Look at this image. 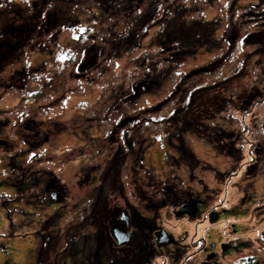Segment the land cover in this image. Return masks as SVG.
<instances>
[{"label": "flooded vegetation", "instance_id": "flooded-vegetation-1", "mask_svg": "<svg viewBox=\"0 0 264 264\" xmlns=\"http://www.w3.org/2000/svg\"><path fill=\"white\" fill-rule=\"evenodd\" d=\"M121 1L123 0H115V2L118 3ZM13 2L17 4L16 1ZM100 2L103 1L98 0V3ZM49 9L50 5L44 7L42 11H40V17L36 18L37 21L35 23H32L30 32L32 35L28 36L31 44L35 43L33 47H38L37 53L43 56L39 62L36 61V55L32 56L27 52L28 48L31 46H28L26 49L24 45L22 50H15L14 47L11 48L9 46L8 43L11 42L15 45L18 44L19 39L13 38L18 37L17 35L11 33L12 37L10 38H0V75L4 74L0 76V100L7 97L8 94L13 91L22 93L26 90H30L28 96L20 97L16 100L13 104V106H15L12 111L6 109L0 110V145L11 147L12 150H15L11 156H18L15 165L11 163V172H13L11 181L6 184V181H3L7 187V191L14 188L20 189V194L22 195L20 198L25 199L30 197L33 199L32 202H34L35 206L29 207L26 205L30 208L28 215L37 211L39 224L43 223L44 226H49L45 225V221L47 223L49 221L51 222L48 228L49 230L53 232L60 230L63 233L64 239V246L62 248L65 247L64 250L66 252L78 236L89 232L94 233L98 248L96 253L90 255L89 263L91 264H160L158 262L160 260H163L162 264H191L192 262H194L192 264H219L224 259L221 252L228 254L232 249L231 253L236 251L241 255V258L236 259L234 264H253L254 261L257 264H263L264 248L253 249L250 247L248 239L241 234V227L237 224L241 209L234 210L232 205L227 203V200H229L228 192L224 193L222 198L219 197L220 195H214L206 186L207 183L211 185L210 180L206 179V175L204 181L201 177L200 180L202 182L199 181L200 183H197V175L191 174L190 181H186V185H180L181 183L177 181V172L172 175L170 182L169 178L165 177L164 171L163 173L162 170H160L159 176L154 172V169H148L143 161L141 166L147 168V174L145 175H137L136 172L131 173V163L127 166L129 169L127 180L129 186L126 187V184L123 183L121 178L122 173L118 171V169L120 165L133 159L129 151L130 149L134 151V148H136V151L141 150L144 152L142 149L143 145L139 143L138 138H134L133 136L127 138V136L126 138L123 137L121 140L120 138H122V136L118 135V131L115 129L117 126L115 127L113 125L114 127L112 126L109 129L110 131L103 136L105 140L107 139L109 141L102 145V142L98 139L101 138V135L97 136L91 134L94 128H100V125L95 126L94 123L93 112L95 108L93 103L90 104L91 110L88 111L87 109V97L86 99H81V101L85 102L87 105L86 110L78 112V109L75 107V113L71 115L69 123H67V119H64L61 114H57V108L64 111L63 109L66 106L72 104L71 96H75L77 92L80 91L82 94L85 93V96L90 93L89 86L85 84L90 83L93 76L92 74L94 73L92 70L93 68L98 67L96 72L107 68L100 63V58L91 55V52H93L91 48L93 47L91 44L92 42L90 41V43H88L90 38L87 39L86 37L88 35L87 33L90 32L88 31L89 27H83V22L79 20L76 23L78 26L76 31H71V25L69 23L60 22L56 10ZM50 11H53L55 15L56 19L54 23L50 21L49 23L47 22ZM142 13L144 14L143 18H145V9ZM256 13L253 19L258 18L260 23L263 24L262 31L258 33L257 38L264 41V14L259 15L261 14L259 11H256ZM113 19L116 18L113 17ZM121 19H123L122 21L124 22L123 28L126 24L135 20L133 19V15H131V17H122ZM100 21L98 22L99 24ZM14 24L18 26L15 19H13V26L17 28ZM58 24L60 25V29H64V27L67 26L68 28L65 31L70 32V40L64 39L66 44H63V48H66V46L69 47L66 48V56H64L65 59L63 60L57 54H54V57L47 54L46 52L50 44H48L46 39L43 41V36L50 34ZM0 26L3 27L2 24H0ZM157 26L158 28L150 38L153 40L152 45H158L161 48L160 50L164 52L163 54L167 52V55L165 54L162 57L166 61L167 69L172 73L176 72V74H180L179 78L188 73V71H210L212 68L217 69L222 63L221 67H223L227 58L230 59V61L236 58L238 47L235 51L231 52L234 46L237 44L239 46L244 40L248 41V38H250V36H241L238 30V33H235L234 36H225L224 41L221 40L220 42H218V38L214 35L213 43L215 48L220 50L225 44L227 50L220 51V54L209 64L199 65L188 71H178L179 68L177 67H180L185 59L180 60L178 57L175 59V56H173L174 53L169 52L173 44L164 46V40H160L162 35L167 37L166 31L168 28L165 25L166 28H164V26L161 27L162 25ZM98 28H100V26H98ZM91 29L95 30L93 28ZM124 29H126V27ZM132 30L133 33L137 31L139 36H143L141 39H138V46L144 43L145 48L148 49V41L143 40L147 38L146 25H142L139 29H134L133 27ZM95 31L92 37L101 33L100 30H98L99 32ZM149 32L151 33V31ZM76 33L77 38L74 37ZM150 33L148 35H150ZM154 35L156 36L154 37ZM125 38H121L120 42ZM71 40L73 42H71ZM50 42L53 44V39L50 40ZM54 43L55 46L59 45L61 47V44L55 41ZM128 47L130 46H127V48ZM136 48L137 44L128 50L132 51ZM146 52H144V54ZM124 54L125 52L119 57H122ZM16 57L22 61L16 60L12 62ZM167 58L170 59L167 60ZM157 63L159 66V61L156 62V59H149V57H146L142 64L138 63L137 66L149 65L150 73L155 75L153 70H155V65ZM236 65H238V63ZM22 66H24L26 70H29V73H25L23 77V83L21 81L23 72ZM239 66L243 69L241 63H239ZM234 68L231 70L227 66L222 68L221 73L231 72V75L220 79L218 84L226 82V80L233 77L232 75L235 73H243L240 70L237 72ZM60 69H63V72H61ZM132 70L133 67L131 71ZM12 71H14L15 74L19 73V84H13L8 79ZM53 71L56 72L53 73ZM67 71H69V73H67ZM33 74L34 76H32ZM76 81L81 82L79 87H76ZM153 82L154 81L151 79V83ZM120 85H123V83ZM175 87H178L177 83H175L173 90L170 93L168 92V96L173 94L174 98L178 97L179 92L178 90L174 91ZM47 88L49 90H46ZM141 88L143 89L142 86ZM230 90L233 92L231 103H234L238 97V93L235 91V84L230 87ZM112 94L113 93L110 95ZM31 96H33V98ZM109 98L107 100H109ZM107 100H105L104 103ZM104 103L100 108L103 107ZM146 107L147 106L144 108ZM135 110H137V108H135ZM6 113L10 114L6 115ZM103 116H107V111H105L104 108H102V116H99V118ZM80 118L84 121L92 120L93 122L91 125H87L86 123L82 124L79 128L78 119ZM75 120L78 125L71 131L79 129L77 134L79 135V140L82 139L83 143L78 145L80 151L73 153L68 158L70 160L74 159V163H77L78 155L86 154L87 157V153L83 151L92 144L97 145L96 143H100L97 146L105 156L102 158L104 160H98V156L95 152L97 148L93 147L91 151L94 153L90 154L89 157H91L92 160L97 159L96 162H92L94 171L89 169L90 164L87 163L89 158H87L83 161L85 162V168H88L87 171H85V168H83V172L76 171V180L74 178L72 182L67 183L66 177L61 175V172L67 168V166L60 165V161L57 165L54 164V168L49 166L50 163L48 164L49 167H43V162H49L52 160V157H41V155L44 156L49 153L45 148L48 140H51L52 137L56 138L59 136L60 133L69 128V125L74 126ZM103 123L105 125L106 122L103 121L101 125H103ZM10 125L11 129L9 132H6V128L10 127ZM116 131L117 134H115ZM251 131L252 129H249V132ZM178 137L181 138L179 141L182 143L178 144L176 147L182 149L185 139L181 133ZM192 141L193 143H198L195 139ZM200 142L204 145L211 146L213 149L215 148V150L219 149L212 146L209 140L205 138L204 140H200ZM137 144H139L140 147ZM113 146H116V150H114L115 153L109 149ZM219 150L216 151L215 154H219ZM38 154H40V156H38ZM21 158L26 159L27 162L25 164H20ZM144 159H146V156ZM118 161L122 163L119 164ZM79 163H82V160ZM205 166L206 164H204L203 168H205ZM92 179L97 182L94 184V187L90 189L89 195H83L81 191L85 187L84 183L87 182L89 185ZM118 180L122 185L120 184L119 186ZM167 180L170 183L167 182ZM70 183L72 184V188L69 185ZM22 188L25 190L23 191ZM31 194H33L32 197ZM44 196L45 199H43ZM244 200L245 196L242 201ZM18 208L21 209L22 207ZM18 208H16V210H18ZM85 213L87 216L77 218V216H82ZM22 215L24 214L22 213ZM166 215L169 216V219ZM88 216L92 219V227L85 229L84 232L77 233L75 238L69 240L67 235H70V231L67 230V225H71L72 228L76 223L85 222ZM174 216H188L197 221L195 226H197L196 229L198 233L196 236L192 235L189 242L186 240V235L178 236L174 231L175 228L170 226V219L174 218ZM254 216H257V212H254ZM63 219L67 222V225L61 227L59 225L62 223ZM202 223H206L204 227L200 225ZM217 223H220L224 227L223 231L218 230V232L222 237L226 235V237H228L227 240L223 241V238L219 240V238L215 236V239H213V235L210 236V234H212L211 229L215 231ZM112 224H115V230L112 229ZM238 229L240 230L238 231ZM38 233L41 236L42 232L38 231L37 234ZM93 241H95L94 237ZM43 242V239L38 242L36 256L39 259H36L35 264H43V259L47 256V250H44ZM246 247H249L250 250L244 251ZM64 250L62 252H64ZM56 252L57 256H59L60 252H58V249L55 251V255ZM242 252L245 253V255L242 254ZM67 253V255L62 256V260L65 261V263L62 262L61 264H76L74 260H72V257H75L73 256L74 253L71 252L70 254L69 251ZM28 254L31 256L32 250H29ZM198 254L203 255L199 262L191 259ZM55 255L53 264H60L58 262L60 259H57ZM190 256L191 258H189ZM33 262L34 255L31 256L30 264Z\"/></svg>", "mask_w": 264, "mask_h": 264}, {"label": "rangeland", "instance_id": "rangeland-1", "mask_svg": "<svg viewBox=\"0 0 264 264\" xmlns=\"http://www.w3.org/2000/svg\"><path fill=\"white\" fill-rule=\"evenodd\" d=\"M13 1H16L19 5H25L27 4L28 7L33 5L34 0H0V4L7 5L14 3ZM174 1V4L172 6H169V2L172 3ZM194 0H167L166 4L169 6L167 9H172L176 7L177 5L183 4L184 7H192L194 6L191 2ZM196 1V0H195ZM89 0H80V10H83L84 13L79 14L80 21L83 23L84 26H88L89 28L95 29L97 28V22L94 19V15L98 12H106V14L120 17L118 14H112L119 10V4L118 2H115L114 4H98L95 3V5H92L94 9L96 10V13L92 11L88 7L87 4ZM156 0H143L142 5L140 7H145L149 9H156L158 13L160 14L159 17L161 18H167V9H165L164 5L162 3H155ZM197 2L200 3V6L206 5V14L209 16H213L212 23H214L216 28L215 33L217 37H219L218 41L221 40L224 41L225 36L231 37L234 36L235 33L240 32L241 36L249 37L248 41L242 42L238 46L235 45L234 48L231 50L235 51V49L238 47V50L236 52L237 56L232 61H228L224 63L223 67H218L217 69H210L211 71L207 73V78L209 82L212 81H220L223 77H227L228 75H231L230 73H221L222 68L227 66L230 70L234 68L238 72L244 71V79H241L240 83H237V81L233 80L230 82L228 87L230 88L235 84V90L238 93L237 100L227 105V110H231L233 114L241 113V122L242 124H250V127L252 128L251 132H248V136L244 139L243 133H240L238 135H235V142H237V146L235 147L231 142L225 146V149H221V152L219 154H215L216 151L215 148H211V146L204 145L200 142L201 137L197 135H193L192 133H189L191 135L186 136V141L184 144H187L183 146L182 149H170L165 143L162 141H156L154 145H148L144 149V153L146 154V159L144 160L145 166L148 167V169H154V172H156L157 175L160 176V170L162 172H165L170 168V163L174 160L180 161L181 156L183 155V158H186L188 160L187 164L193 166L197 162L202 163L203 166L206 164L204 170L203 168L199 167V170L201 168V177L203 178V181L206 179L210 180L211 185L206 184V186L209 188L210 191L213 192V194L220 195L219 197L222 198L224 193L228 192L229 200H227V203L229 205H232V208L235 210L241 209L240 217L238 218V225L241 227V234H243L247 239L250 247L253 249H260L264 248V169L256 170L253 168L252 163L249 159L251 158V153L247 151V149H254L260 147L261 145H257L258 139L260 138V134L258 132H264V93L260 92V88L264 90V41L259 40L258 33L262 31V25L260 23V20L253 19L254 15L257 14L256 11H259L261 14H264V0H198ZM261 5V6H257ZM75 5L74 7H76ZM32 7V6H31ZM30 7V8H31ZM160 7V8H159ZM179 8V7H177ZM183 8V7H182ZM185 9V8H184ZM199 10H195V7L193 9H188L186 16L191 18V14L196 13ZM57 12V11H56ZM146 13H150L149 11H146ZM108 15V16H109ZM105 15H102L101 17H104ZM55 15L53 11H50L49 17L47 19V22H53L55 21ZM135 19V18H134ZM100 24L98 26L104 27H111L113 30L117 29L120 30L119 32H122L124 22L122 19L120 21H115L112 19H100ZM134 29H139L142 27V25L151 24L147 23V19H135ZM156 22L155 20H153ZM183 22V21H182ZM156 24V23H154ZM179 19L175 18L174 21L170 23V25H167V27L171 28V30L174 32L177 31L179 34H181V26H178ZM198 26H201L199 22H197ZM39 26V25H38ZM77 25H71V31H76ZM162 27V26H161ZM67 26L64 27V29H60V25L58 24L56 27H54V30L50 32V34H46L43 36V41L46 39L48 44H50L49 49L47 50V54L54 57V54L59 55V57L63 60L65 59L64 56H66L65 51L66 48L69 46H66V48H63V44L65 43L64 39H69L70 36L67 30ZM158 28V26H153L151 29L150 35H147L146 39H143L145 41H148V49L145 48V44H141L136 49H133L132 51L128 50L125 52L122 57H113L109 60H104L100 57V63L107 66V69L100 70L99 72H96L97 68H93V76L91 78L90 83H86L85 85L89 86L90 93L85 96V93L82 94L77 92L75 96H71L72 104H69V106H66L62 111L60 108H57V114H61V116L64 119H67V123L70 122V117L75 112V107L78 109V112L85 111L87 108V105L85 102L81 101V99H86L88 101V111L91 110L90 104L93 103V106L95 108L93 112V119L96 122V126L99 125L100 118L99 116H102V108L100 106L104 103L105 100H107L109 97L112 98L110 95L114 86L118 87V85L122 84L123 81L125 82V86L123 89H120V92L117 96H123L125 92L132 90L136 85H141L143 87V90L141 93L140 98H138L135 102L129 101L122 103V100L120 99L116 104L118 106H121L122 108L115 107V101L114 99L108 100L110 105H112L113 111L115 109L116 119L114 118L112 113L111 115L113 117H108V120H105V125L100 124V128L96 127L91 132V134H95L97 136L101 135V138H98L102 145H104L109 140H105L103 138L104 135H106L110 130V128L115 125L117 126L118 135H121L122 138H129L131 131H136V121L138 115L137 110L135 108L140 109L142 107L144 111H139V114H142V123L148 124L146 122V118L148 115H152L154 119L156 118H162L163 116L166 117L168 115V111H171L172 107H174L173 102L170 103L172 106L164 104V107H162L157 112H153V104H157L162 100L163 98L168 96V92L170 93L173 90V87L175 83L178 82L180 74L176 75V72H173L169 75V73H166L163 75V77H160L161 74H155L152 75L150 73L149 65L145 66H137L138 63L142 64L144 61L145 55L144 52H146V57H149V59H155L159 56H163L164 52H162L160 47L156 44H153V40H151V36L153 35L154 31ZM207 30V28H203ZM238 30V31H237ZM88 34L91 36V33L93 34L95 30H89ZM116 31V30H115ZM99 32V31H95ZM156 34V33H155ZM89 35H87V39H89ZM156 35H154L155 37ZM184 39L186 41H190V38H188V35H183ZM55 37V39H54ZM74 37L77 38V33L74 34ZM172 38L173 35H171ZM53 39V44L50 42V40ZM154 39V38H153ZM163 40L166 39V37L163 36ZM55 42L61 44V47L59 45L55 46ZM90 39L88 40V43H90ZM71 42H73L71 40ZM206 40H204L202 43V46L199 47V45H195L187 51V54L185 55V60L181 64L179 70L182 71H188L192 68H196L199 65H206L209 64L212 60H214L215 57H217L218 54H220V51H226V45L224 44L223 47L219 50L215 48L213 41L205 44ZM224 43V42H223ZM35 43L31 44L32 46L28 48V53L30 55H36V61L39 62L43 56L39 55L37 53V46L33 47ZM56 49V50H55ZM149 51V52H148ZM235 52V53H236ZM166 53V52H165ZM234 53V55H235ZM167 55V54H166ZM144 58V59H142ZM49 62V61H48ZM138 62V63H137ZM238 63V65H236ZM239 63L243 65V69L239 66ZM162 68H166L167 64ZM160 65V64H159ZM49 66V63H48ZM137 66V67H136ZM133 67V70L131 71ZM136 67V68H135ZM176 67V66H175ZM217 67V66H216ZM135 68V69H134ZM161 68V69H162ZM61 72H63V69H60ZM131 71V72H130ZM56 71H53V73ZM146 72V73H145ZM69 73V71H67ZM221 73V74H220ZM4 75V74H1ZM0 75V76H1ZM201 75V74H200ZM63 78V77H62ZM61 78V79H62ZM202 78L201 76L198 77L200 80ZM243 78V77H242ZM151 79L154 81L151 83ZM192 82L194 80L191 79ZM120 83V84H119ZM195 83V82H194ZM76 87H79L81 82L76 81L75 82ZM46 90H49L48 88ZM30 90H26L22 93L13 91L12 93L8 94L7 97L2 98L0 100V110L6 109L8 111H12L14 109L13 104L18 100L20 97L28 96V92ZM260 92V93H259ZM208 93L216 94L215 90L211 87V89L208 91ZM34 96V95H33ZM33 96H31L33 98ZM258 96V97H257ZM126 97V96H124ZM114 104V105H113ZM13 106V107H12ZM178 99H176L175 107H178ZM106 111V108H104ZM130 109V110H129ZM62 111V113H61ZM124 111V113H123ZM224 111V110H223ZM144 112V113H142ZM147 112H151L150 114H146ZM10 113H6L8 115ZM82 114V113H81ZM217 116L216 119L213 120L211 123V126L214 124L218 125V127L223 126L227 130L234 129V131H238L237 127H242V124H240V121L238 122L237 119H234L232 121L229 120V117L227 114H221ZM83 115V114H82ZM257 116H260V118L255 122L252 120V118H256ZM104 118H107L105 116ZM155 119V122H156ZM247 120V122H246ZM79 122V128L82 124L91 125L93 122L91 121H84L81 118L78 119ZM103 122V121H102ZM13 124V123H12ZM11 124V125H12ZM162 124V123H159ZM10 127L6 128V132H9L11 129ZM78 125L77 121L75 120V125L71 126L69 125V128H67L66 131H63L59 134L56 138H53L51 140H48L45 148L49 152L46 155H41V157L45 156H51L52 160L49 162H43V167H53L54 164H58L61 161L60 165L67 166L62 172L61 175L65 176L66 182H72L75 178L76 180V171H82L85 168V161L87 158L88 164H90L89 169L94 171L92 167V162L97 161V159H91L89 157L90 154L94 153L91 151L93 147L97 148L95 150L98 160H104L102 159L105 155L102 154V152L99 150V147L97 146L100 143H96L97 145H90L85 148L83 152L87 153L78 155L77 163H74V159L70 160L68 157L71 156L73 153H76L77 151H80L79 144L83 143L82 139L79 140V135L77 134L78 130H73ZM166 125V123H165ZM120 126V127H118ZM237 126V127H236ZM41 128V127H39ZM257 128V129H256ZM147 131H154L155 123L147 126L145 128ZM114 132V131H111ZM239 136V137H236ZM193 139L197 141L198 143H193ZM242 140V141H241ZM116 146H113L109 149H111L112 152L115 153L114 150ZM240 147V148H239ZM242 149V150H241ZM15 150H12L11 147L7 146H1L0 145V264H30L31 256L34 255V262L32 264L36 263L37 254H36V248L38 246V242L44 240V250H47V256L43 259V264H53L54 261V253L58 249V252H60L59 256H57V252L55 257L57 259H60L58 262L61 264L63 261L62 256L67 255L68 251L71 254L73 252L72 260L76 264H91L89 263L90 255L97 252V241L96 236L94 233L89 232L85 233L84 235L78 236L74 243L70 245L69 250L66 252L64 248V239H63V233L60 230H56L55 232L49 230L51 222L48 221V223L45 221L44 226L43 223L39 224L38 222V213L34 212L33 214L28 213L30 212V206H35L34 202H32L33 199L29 198H20L22 195L20 194V189H9L7 191L6 183L11 181L12 176V167L11 163L15 165V162L17 160V155L11 156V154ZM169 151V152H167ZM168 153H171V157L175 154L177 156L176 159H169ZM102 154V155H101ZM237 154V155H236ZM229 155H236V158H231ZM250 155V156H249ZM40 156V154H38ZM62 159V160H61ZM205 159V160H204ZM82 160V163H79ZM249 160V161H248ZM27 161L26 159L21 158L20 164H25ZM94 162V163H95ZM119 164H121V161H118ZM50 165L48 166V164ZM73 163V164H72ZM251 163V165H250ZM130 162H126V164L120 165V168L118 171L122 173V181L124 184H126V187L129 186L127 183L128 180V165ZM74 165V166H71ZM71 166V167H70ZM84 166V167H83ZM248 166L250 168H253V171L248 169ZM41 167V168H43ZM142 166L140 165V169ZM87 167L85 168V171H87ZM117 169V167H116ZM147 170V168H145ZM115 171V170H112ZM76 172V173H75ZM78 172V173H79ZM83 172V171H82ZM163 172V173H164ZM60 175V176H61ZM119 178V177H118ZM3 181H6L5 184ZM13 181V180H12ZM97 181L92 179L90 184L84 183V188L81 191V193L84 195H89L90 189L94 187V184ZM118 184L122 185V183L119 182ZM72 188V184H69ZM24 191L25 189L22 188ZM33 194H31V197ZM245 196V200L242 201L243 197ZM45 199V196L43 197ZM218 199V198H217ZM219 200V199H218ZM19 203V204H18ZM18 204V205H17ZM28 205L29 207H27ZM222 206V205H221ZM18 207H22L19 209ZM237 207V208H236ZM18 208V210H16ZM228 208V207H227ZM163 209V208H162ZM221 209V208H220ZM35 211V210H34ZM257 212V216H254V212ZM39 212V211H38ZM20 213V214H19ZM22 213L25 215H22ZM235 214V213H234ZM239 214V213H236ZM169 219V216L166 215ZM43 217V216H41ZM233 217V216H232ZM234 219V218H232ZM57 220V219H56ZM171 223L170 226L175 228V232L178 236L186 235V240L189 242L192 238V235H197V226L196 220L191 219L188 216L184 217H177L174 216V218L170 219ZM37 223H35V222ZM163 221V219H162ZM204 224H200L202 227H204ZM67 225V222L63 219L62 223L59 225L61 227ZM223 226L220 223H217L216 230L212 231L210 236L213 237V239L219 238L223 241L227 240L228 237L226 235L222 237V235L218 232V230L223 231ZM208 229V227H207ZM240 229H238L239 231ZM42 232L41 236L37 232ZM93 234V235H92ZM72 232L70 233L69 240L71 239ZM215 236V237H214ZM93 237L95 241H93ZM32 247V248H31ZM35 248V250H34ZM194 249V248H190ZM196 249V248H195ZM32 250L31 256L28 254V251ZM64 250V252H62ZM233 250V249H232ZM225 254L222 253V256L224 259L219 264H234L236 259L241 258V255L234 251L231 253ZM250 250L249 247H246L244 251ZM192 251V250H190ZM242 254L245 255V253L242 252ZM201 255V256H200ZM203 255L198 254L194 259L199 262L200 259H202ZM48 260V261H46ZM46 261V262H45ZM160 264H162L163 260L158 261ZM194 263V262H192ZM191 263V264H192ZM189 264V263H188ZM255 263V261L253 262ZM264 264V261H263Z\"/></svg>", "mask_w": 264, "mask_h": 264}, {"label": "trees", "instance_id": "trees-1", "mask_svg": "<svg viewBox=\"0 0 264 264\" xmlns=\"http://www.w3.org/2000/svg\"><path fill=\"white\" fill-rule=\"evenodd\" d=\"M102 1L103 2L98 3V0H89L88 3H91L92 5H95V3H98L99 5L105 4L106 2L107 4L115 3V0H108V1L102 0ZM142 2L143 0H123L118 3L119 10L112 13V14L120 15V17H115L112 15L106 14V12L97 11V14L94 15V18H95L94 20L99 22L101 18H104V19H112L115 21H120L122 17H131V15H133V19L134 18L142 19L144 15L142 12L145 9V18L147 19V23H151L149 25L146 24L147 35H148L150 33L149 31L152 30L151 28L153 26L162 25L163 27L165 25L167 27V25H170V23L174 21L175 18H178L179 24H180L178 26H181L180 28H182L181 34H179L177 31L174 32V30L172 31L171 28L167 27L168 28V30L166 31L167 40H164L163 44L164 46L167 44H173L169 52L174 53L173 56H175V59H177L178 57L180 60L185 59V55L187 54V51L190 50L188 48H191L195 45L197 46L199 45L200 47L202 46L201 42H203L204 40H206L205 44H207L209 43V41L211 42L214 40V35L216 38L219 39L216 33H214L216 28L218 27L215 26L214 23H212L213 22L212 20H208V21L197 20L196 21L195 19H192L186 16L188 9L190 11V9H193L194 7H195V10H197L198 8V6L192 2L191 3L194 5L192 7H188V6L184 7L183 4H181V5H177L176 7L170 10L167 8H169V6H172L174 4V1H172V3L169 2V6H168L166 4L167 0H156L155 3H157V5L159 3H162L165 6L164 8L167 9L168 12L167 14H165V16L167 15L166 19L159 17L160 14L158 13V11H156V9L154 10V9H149L145 7H140L142 5ZM91 4H87V5L90 9H92L94 13H96V10ZM49 5H50L51 10L57 11V16L59 17L60 22L69 23L70 25H76V23L80 20L79 14L84 13L83 10H80V0H34L33 5L31 4L32 7L30 6L31 8L28 7L27 4H25L24 6L21 4L19 5L18 3L17 4L9 3L7 5L0 4V24H2L4 27L3 28L0 26V38L2 37L10 38L12 37L11 33H13L14 35L18 36V37H13V38H18L19 42L16 45L13 42L8 43L11 48L14 47L15 50H22L24 45L26 49L28 46H32L30 38L28 37L32 35L30 33L32 23H35L37 21L36 18L40 17V11H42L44 7H48ZM75 5L77 6L74 7ZM257 6H261V5H257ZM149 10H150V13L147 14L146 11H149ZM123 13H127V14H123ZM102 15H105V16L101 17ZM113 17L116 19H113ZM13 19L17 21L18 26L14 24L17 28L13 26ZM153 20H155L156 22H154ZM98 22H97V28L95 27V30L96 31L100 30L101 33H98L96 36H93V37H92L93 35L92 33H91V36L87 33L89 35V38L92 42L91 44L93 46L91 47L93 50V52H91V55H95V57L97 58L101 57L104 60H109L113 57H119L121 54L128 51V49L131 48L132 46L137 44V47H138V39H141L143 37V36H139L137 31H134L133 33L132 29L134 27L135 21H131L130 23L126 24L125 26L126 29H124L125 28L124 27L122 29L123 30L122 32H119L120 30H117V29H115L116 30L115 31L111 27L109 28L104 27V30L102 26L98 28V24H99ZM197 22H199L201 26L196 25ZM165 26L164 28H166ZM205 27L207 28V30L203 29ZM89 30H91V28H88V31ZM185 34L188 35V38H190V41H186V39H184L183 35ZM171 35H173L174 38H172ZM163 36L164 35H162V38ZM121 38H125V39L121 40L120 42ZM162 38H160V40H163ZM127 46H130V47L127 48ZM163 56L155 58L156 62L158 61L160 62L159 63L160 65L158 66V63H157L155 65V70H153V73L161 74L160 77H163V75H165L166 73H169V75L172 73L169 71V69H167L168 68L167 66L166 68H162L165 65L164 63L166 62L162 58ZM168 59L170 58H167V60ZM16 60H19V59L16 57L12 60V62H15ZM228 60L230 61V59L227 58V61ZM19 61L21 62L22 60H19ZM170 61H173V60H170ZM222 64L220 65V67L222 66ZM104 66L107 68L106 65ZM21 68H23L22 78H21V81L23 83V77L25 73L26 74L29 73V70H26L24 66H22ZM210 71H198L199 73L196 72L195 70L188 71V73H186L185 75L183 74L184 76L179 78L177 82L178 87H175L174 89V91L178 90L179 92L178 97L174 98L173 97L174 95L172 94L160 100L159 103L153 104L154 106L153 111L157 112L162 107H164V104L172 106L170 103L173 102L174 107H172L171 111H168V115L166 117L163 116L162 118H157V119L155 118L156 119V122H155L154 117H152L151 115H148L146 118L147 119L146 122L148 124H145V123H142L143 115L139 114V111H144L146 108L143 110H140L142 107H140V109H137L138 113H136V115H138V117L137 119L134 120L136 121V124H137L135 127L136 131H131L130 136H133L134 138L136 137L138 138L139 143L143 145L142 147L143 150L148 145H151V146L154 145L155 141L157 142L162 141L170 149L172 148L177 149L176 146L182 143L179 141L181 138H179L178 135L181 133L184 136L183 138L186 141L187 139L186 136L191 135L189 133H192L193 135H197L201 137L200 140H204V138L209 140L210 144L212 146L219 148L220 150L219 149L218 150L221 152V148L225 149V146H227L229 142H231L235 147L237 146L236 145L237 142H235L236 140L235 138H233L235 137V135L243 133V135H240V136H243L242 139L248 136L247 134L249 132V129H252V128L250 127V124L248 125L242 124L241 113L237 111L236 114L235 113L233 114L231 110L226 111L228 108L227 105L232 104L231 96L233 93L227 84H229L233 80L234 81L236 80L237 83H240L241 79H244V71H242L243 73L238 72V73L233 74L232 75L233 77L228 78L229 80H226V82H222L221 84H218V82L216 81L207 83L209 82V80L206 79L207 78L206 75ZM32 76H34V74ZM199 76L202 77L200 78V80L198 79ZM18 77H19V73L15 74V72L12 71L8 79L13 84L15 83L19 84L20 79ZM191 79L194 80L195 83L192 82ZM124 86H125V82H123V85H118V87L114 86L113 88L115 89L112 90L111 92L113 93L111 95L112 98L110 97L109 100L114 99L115 104L120 99L122 100V103L129 102V101L135 102L143 94L141 93L143 90L141 86L136 85L133 88V90H130L124 93L123 96H126V97L117 96L120 92V89H123ZM211 87L215 90L216 94L210 95L208 93ZM260 92L264 93V90L260 88ZM176 99H178V103H179L178 107H175ZM162 102H164V104H162ZM110 104L111 103H109L108 100L104 103L102 108H106L107 118H104L105 116L100 118L99 125L102 123V121L108 120L109 116L110 117L114 116V118L116 119L117 114L115 113V109L111 111L113 107ZM115 107H118V109L122 108L121 106H118L117 104L115 105ZM112 113H114L113 116L111 115ZM150 113L151 112H147L146 114H150ZM219 113L227 114L230 121L237 119V121L238 122L240 121V124H242V127L236 126L238 131L236 130L234 131V129L227 130L225 129V127L221 125L220 127H218V125L216 124L211 126V123L213 122V120L216 119L218 115H220ZM259 118L260 116H257L255 119L252 118V120H254V124ZM94 123L96 126L95 121ZM154 123H155V128H156L154 131L152 130L147 131L145 129L147 126H150ZM159 123H162V124H159ZM255 125L257 127V124ZM258 133L260 134V138L258 139L257 145L259 144L261 146L256 148V150L247 149L249 153L253 154L251 155L252 159H249V160L253 165L252 167L255 168L256 170L264 169V132H258ZM115 134H117V131L115 132ZM236 137H239V136H236ZM137 145L140 147L139 144ZM184 145L186 147L188 146L187 144H184ZM134 149H135L134 151H131V149L129 150L131 152V157L133 159L127 161L131 163V167H132L131 173L136 172L137 175L138 174L145 175L147 174L146 173L147 170L145 169V167H142L140 169V165L145 160L144 158L146 154L142 152L141 150L136 151V148ZM177 150H179V148ZM236 155L234 156L229 155V156L231 158H236ZM168 157L170 160L171 158L172 159L177 158L175 154L173 155V157H171V153L170 154L168 153ZM187 162L188 160H186V158H183V155L181 156L180 161L173 160L170 163V168L166 171L167 173L165 177H168L171 182L172 175L175 172H177L178 173L177 181L181 183L180 185H186V181L188 180L190 181L191 174H196L197 175L196 181L197 183H200L199 182L201 181L200 174L202 172L201 168H203V164L197 162L195 165L191 166L187 164ZM199 167H201L200 170H199ZM91 168H93V166ZM253 168H250V166H248V169L251 171H253ZM167 182L169 181L167 180ZM85 216H87L86 213L83 214L82 216H77V218H81ZM86 219L87 220L85 222L74 224L72 228H71V225H67V230L70 231V233L72 232V235H71L72 239L75 238V235L77 233L84 232L85 229L92 227L91 225L92 219L89 216ZM67 237L69 238L70 235L68 234Z\"/></svg>", "mask_w": 264, "mask_h": 264}, {"label": "bare ground", "instance_id": "bare-ground-1", "mask_svg": "<svg viewBox=\"0 0 264 264\" xmlns=\"http://www.w3.org/2000/svg\"><path fill=\"white\" fill-rule=\"evenodd\" d=\"M197 1L198 0H196V1L194 0V1H192V3L196 4L198 6L199 10L196 13H193L191 15V18L195 19L196 21L197 20H203V21L212 20L213 16L205 15L206 14V10H205L206 9V5L200 6V3L197 2Z\"/></svg>", "mask_w": 264, "mask_h": 264}, {"label": "water", "instance_id": "water-1", "mask_svg": "<svg viewBox=\"0 0 264 264\" xmlns=\"http://www.w3.org/2000/svg\"><path fill=\"white\" fill-rule=\"evenodd\" d=\"M114 226H115V224H112V229H113V230H115V229H114ZM113 232H114V231H113Z\"/></svg>", "mask_w": 264, "mask_h": 264}, {"label": "crops", "instance_id": "crops-1", "mask_svg": "<svg viewBox=\"0 0 264 264\" xmlns=\"http://www.w3.org/2000/svg\"><path fill=\"white\" fill-rule=\"evenodd\" d=\"M1 250V249H0ZM2 251V250H1Z\"/></svg>", "mask_w": 264, "mask_h": 264}]
</instances>
